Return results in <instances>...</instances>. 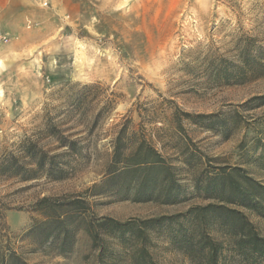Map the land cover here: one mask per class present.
Segmentation results:
<instances>
[{
	"label": "rangeland",
	"instance_id": "1",
	"mask_svg": "<svg viewBox=\"0 0 264 264\" xmlns=\"http://www.w3.org/2000/svg\"><path fill=\"white\" fill-rule=\"evenodd\" d=\"M0 37L7 39L0 159L21 153L32 168L21 152L28 140L53 158L51 173L28 178L0 169V251L11 248L31 264H96L98 249L80 220L65 223L69 252L59 251L60 240L42 244L43 232L31 231L45 218L35 204L84 198L87 218L119 220L181 212L207 202L192 184L203 154L241 163L264 181L246 163L253 152L239 146L264 127V106L250 101L264 94V0H0ZM123 128L127 144L146 137L177 166L184 202L134 201L135 173L108 181L113 138ZM62 135L77 141V152ZM181 150L192 154L190 167ZM58 169L64 177L55 179ZM244 211L264 236V218ZM150 241L159 264H193L163 233H150ZM228 250L223 262L242 264Z\"/></svg>",
	"mask_w": 264,
	"mask_h": 264
},
{
	"label": "trees",
	"instance_id": "2",
	"mask_svg": "<svg viewBox=\"0 0 264 264\" xmlns=\"http://www.w3.org/2000/svg\"><path fill=\"white\" fill-rule=\"evenodd\" d=\"M250 101L255 107L264 106V94L254 96ZM253 133L250 140L249 134L245 133L239 146L246 156L247 151L253 152V159L246 160L247 165L252 162L264 173V127L253 128ZM60 140L67 141L68 149L77 152L76 140L64 135ZM129 140L124 128L113 138L106 169L108 181L135 173L138 178H135L134 201L184 202L182 185L175 176L177 166L150 139L142 137L127 144ZM22 147L29 167L34 166L28 168L19 156L21 153L7 152L0 159V169L5 175L28 178L39 169L47 173L53 171V158L46 150L38 148L32 140L22 143ZM180 154L182 162L190 167L192 154L186 150H181ZM245 155L242 157L246 158ZM47 159L50 160L48 166ZM197 168L198 172L192 176L193 188L207 200L206 203L192 204L173 214L119 220L111 216L87 218L89 206L84 198L56 200L46 196L35 204V209L45 218L37 220L31 231L43 232L42 244L60 240L59 251L65 253L69 252L68 245L73 241V234L65 223L68 219L80 220L88 226L92 246L98 249L96 264H159L149 248L152 232L163 233L173 248L188 256L193 264H225L223 258L228 249L232 258L242 264H264V236L244 211L251 210L264 218V181L241 163L231 165L221 162L219 157L204 154L198 157ZM53 177H64L62 169H58V174ZM61 207H64L63 211ZM4 224V212L0 210V225ZM215 233L227 237V242ZM0 264L31 263L7 248V252L0 251Z\"/></svg>",
	"mask_w": 264,
	"mask_h": 264
},
{
	"label": "built area",
	"instance_id": "3",
	"mask_svg": "<svg viewBox=\"0 0 264 264\" xmlns=\"http://www.w3.org/2000/svg\"><path fill=\"white\" fill-rule=\"evenodd\" d=\"M5 40H7V39L6 38H3V37L2 38L0 37V43H1V41H5Z\"/></svg>",
	"mask_w": 264,
	"mask_h": 264
},
{
	"label": "crops",
	"instance_id": "4",
	"mask_svg": "<svg viewBox=\"0 0 264 264\" xmlns=\"http://www.w3.org/2000/svg\"><path fill=\"white\" fill-rule=\"evenodd\" d=\"M1 62V61H0Z\"/></svg>",
	"mask_w": 264,
	"mask_h": 264
}]
</instances>
